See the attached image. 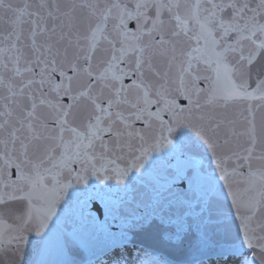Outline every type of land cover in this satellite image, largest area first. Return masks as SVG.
I'll return each mask as SVG.
<instances>
[{
	"label": "snow or ice",
	"instance_id": "obj_1",
	"mask_svg": "<svg viewBox=\"0 0 264 264\" xmlns=\"http://www.w3.org/2000/svg\"><path fill=\"white\" fill-rule=\"evenodd\" d=\"M80 201L109 264H264V0H0V264H78Z\"/></svg>",
	"mask_w": 264,
	"mask_h": 264
},
{
	"label": "water",
	"instance_id": "obj_2",
	"mask_svg": "<svg viewBox=\"0 0 264 264\" xmlns=\"http://www.w3.org/2000/svg\"><path fill=\"white\" fill-rule=\"evenodd\" d=\"M90 183L95 182L92 181ZM101 188L102 186H99L94 194L108 199L106 192L101 191ZM108 191L112 193L119 191L122 196L124 195L122 189L111 188ZM132 191L131 187L127 190V198L129 202L132 200ZM90 195L92 194L90 193ZM142 198L143 197H141V199ZM96 203L99 204V201ZM100 206L101 208L103 207V205ZM136 207L148 212L151 210L152 205L137 202ZM174 211L179 215V208L174 209ZM95 215V212L90 213L86 210L83 201H80L79 203L74 202L73 207L70 210H67L64 217L57 222L60 231L64 234L72 235L76 232L81 234L82 238L77 242L80 251L73 257L78 261V264H90L93 259L112 250L114 247L127 244L128 240L131 239V232L137 230L134 221L139 220L140 218L139 215L132 218H125L119 212L109 213L105 210L103 223H101L94 218ZM187 215L188 214L186 213L185 216ZM90 217L92 218L90 219ZM140 239L142 241L141 246L147 248L153 253L167 255L166 245H158L151 237H140ZM41 258L50 260L53 264L66 258L55 236Z\"/></svg>",
	"mask_w": 264,
	"mask_h": 264
},
{
	"label": "rangeland",
	"instance_id": "obj_3",
	"mask_svg": "<svg viewBox=\"0 0 264 264\" xmlns=\"http://www.w3.org/2000/svg\"><path fill=\"white\" fill-rule=\"evenodd\" d=\"M124 247H125V246H122V247H120L119 249H122V248H124ZM141 248H142V247H141ZM119 249H118V250H119ZM118 250L116 249V251L113 252L111 255L109 254V255L103 257L102 259H99V260L96 261L95 263L93 262L92 264H109V259H110V257H113L114 254H116ZM147 255H149L148 251H146L144 248H142V251H136V252H135L132 256H130L129 258H130V259H133V260H137V259H138L139 264H155V262H156L157 260L160 259V258H156V259H154V260L152 261V260H150V259L148 258Z\"/></svg>",
	"mask_w": 264,
	"mask_h": 264
},
{
	"label": "bare ground",
	"instance_id": "obj_4",
	"mask_svg": "<svg viewBox=\"0 0 264 264\" xmlns=\"http://www.w3.org/2000/svg\"><path fill=\"white\" fill-rule=\"evenodd\" d=\"M96 261H97V260H96ZM96 261H95V262H96ZM95 262H94V263H95Z\"/></svg>",
	"mask_w": 264,
	"mask_h": 264
}]
</instances>
